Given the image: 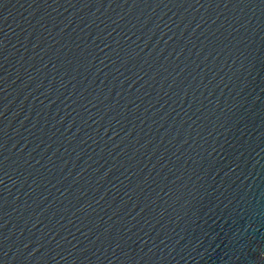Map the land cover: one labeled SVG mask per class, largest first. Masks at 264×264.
<instances>
[{"label": "water", "instance_id": "1", "mask_svg": "<svg viewBox=\"0 0 264 264\" xmlns=\"http://www.w3.org/2000/svg\"><path fill=\"white\" fill-rule=\"evenodd\" d=\"M0 264H264V0H0Z\"/></svg>", "mask_w": 264, "mask_h": 264}]
</instances>
